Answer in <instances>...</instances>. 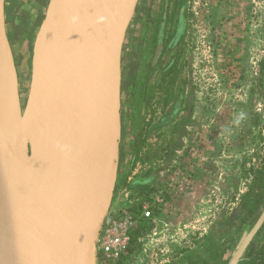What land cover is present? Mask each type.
<instances>
[{
	"label": "rangeland",
	"instance_id": "rangeland-1",
	"mask_svg": "<svg viewBox=\"0 0 264 264\" xmlns=\"http://www.w3.org/2000/svg\"><path fill=\"white\" fill-rule=\"evenodd\" d=\"M47 2L7 0L23 97ZM163 15L166 43L179 28L180 36L158 59L149 99L132 115L131 83L145 70L141 56L152 21ZM121 79L122 150L108 218L139 192L137 179L147 183L146 191L155 190L142 198L153 206L152 217L123 260L212 264L213 245L226 249L228 263L257 218L244 219L241 202L264 167V0H140Z\"/></svg>",
	"mask_w": 264,
	"mask_h": 264
},
{
	"label": "water",
	"instance_id": "water-1",
	"mask_svg": "<svg viewBox=\"0 0 264 264\" xmlns=\"http://www.w3.org/2000/svg\"><path fill=\"white\" fill-rule=\"evenodd\" d=\"M139 2L48 0L23 97L0 0V264H97L119 179L122 55ZM263 224L264 203L227 264H240Z\"/></svg>",
	"mask_w": 264,
	"mask_h": 264
},
{
	"label": "trees",
	"instance_id": "trees-1",
	"mask_svg": "<svg viewBox=\"0 0 264 264\" xmlns=\"http://www.w3.org/2000/svg\"><path fill=\"white\" fill-rule=\"evenodd\" d=\"M157 23L158 24L155 26V33L153 35V39L144 47V51L142 53V58H144L146 61V69L144 70L142 75L135 77L131 83L130 109H132V115L135 114V109L140 110L147 103L150 96V81L152 76L151 73L153 70V65L151 59H148V56L150 54V48L152 49L151 54H153L156 47L163 43L164 37L163 30L165 25L163 26V20H161V22L159 20V22ZM144 28L146 29L145 31H147L148 25H146V27ZM131 120L133 121L134 117H132ZM255 177V184L251 186L248 191L242 196L241 207L242 210H246L244 219H249L254 216H258V214L261 213L263 208L264 189L261 190V188L264 183V167H261L260 169L255 171ZM146 188H148L147 183L138 182L135 189L139 192L135 193L134 195L141 196L143 199H148L150 195L155 192V190L151 189L146 191ZM134 212L138 214L139 217L137 226L130 231L131 242L129 246V251L134 249V244L137 242L138 238L142 234L147 224V220L140 217V208L135 207ZM255 220H253V222H250V224H253ZM253 242H256V245L251 247ZM253 242L249 246L245 256L240 261V264H264V224L255 236ZM210 250L211 251L209 253V257L212 260V264L227 263V259L224 258V253L226 251L225 248H222L221 246L214 248V246L212 245L210 246ZM193 263L194 262L188 264ZM104 264L113 263L106 262Z\"/></svg>",
	"mask_w": 264,
	"mask_h": 264
},
{
	"label": "built area",
	"instance_id": "built-area-1",
	"mask_svg": "<svg viewBox=\"0 0 264 264\" xmlns=\"http://www.w3.org/2000/svg\"><path fill=\"white\" fill-rule=\"evenodd\" d=\"M135 207L141 209V218L149 220L152 217L153 206L138 195L122 206L118 216L107 217L97 241L98 264H126L123 258L129 251L130 231L138 224L139 216L134 212Z\"/></svg>",
	"mask_w": 264,
	"mask_h": 264
},
{
	"label": "flooded vegetation",
	"instance_id": "flooded-vegetation-1",
	"mask_svg": "<svg viewBox=\"0 0 264 264\" xmlns=\"http://www.w3.org/2000/svg\"><path fill=\"white\" fill-rule=\"evenodd\" d=\"M159 20H160V22H161V20H163V26H164V30H163V33H164V37H163V43L162 44H160V45H158L157 47H156V49H155V51H154V53L152 54V56H154V58H151V61H152V65H153V70H154V67L156 66V63H157V61H158V59L161 57V55H163V52H166L167 50H169L171 47H173L176 43H177V41H178V39H179V36H180V29L181 28H179V30L176 32V33H174V38L173 39H171L170 41H168L167 43H166V40H165V34H166V32H167V29H168V17H166V15H163V16H161V17H159V18H154L153 19V28H154V31H153V33H152V35L149 37V38H147L146 40H145V42H146V44H145V46L148 44V43H150L151 42V40L153 39V35H154V33H155V26L158 24L157 22H159ZM146 25H148L147 23H146ZM146 25H143L142 27H143V30L145 31L146 29L144 28V27H146ZM148 29H149V25H148ZM148 29H147V31H148ZM147 31H145V33L147 32ZM144 37H145V35H144ZM169 44H171V45H169ZM144 46V47H145ZM144 47H143V51H144ZM150 48V47H149ZM124 50V49H123ZM151 48H150V54H151ZM14 51H15V49H14ZM143 53V52H142ZM150 54H149V56H150ZM149 56H148V59H150L149 58ZM141 58H142V56H141ZM143 60H144V63H145V69H146V61H145V59L144 58H142ZM16 61H17V58H16ZM149 61V60H148ZM153 70H152V72H153ZM151 75H152V73H151ZM151 78H152V76H151Z\"/></svg>",
	"mask_w": 264,
	"mask_h": 264
},
{
	"label": "bare ground",
	"instance_id": "bare-ground-1",
	"mask_svg": "<svg viewBox=\"0 0 264 264\" xmlns=\"http://www.w3.org/2000/svg\"><path fill=\"white\" fill-rule=\"evenodd\" d=\"M73 131H74L73 128H69L62 133V141L67 148L64 152L65 155H69L74 150V145L72 142Z\"/></svg>",
	"mask_w": 264,
	"mask_h": 264
},
{
	"label": "crops",
	"instance_id": "crops-1",
	"mask_svg": "<svg viewBox=\"0 0 264 264\" xmlns=\"http://www.w3.org/2000/svg\"><path fill=\"white\" fill-rule=\"evenodd\" d=\"M154 178H156L155 175H153L152 177L148 178V180H146V181H149L150 179L154 180ZM137 181H138V182H139V181H140V182H144V181H142V180H140V179H137L136 182H137Z\"/></svg>",
	"mask_w": 264,
	"mask_h": 264
}]
</instances>
